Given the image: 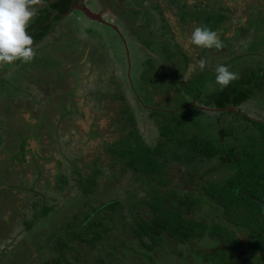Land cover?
I'll return each mask as SVG.
<instances>
[{
	"label": "trees",
	"instance_id": "trees-1",
	"mask_svg": "<svg viewBox=\"0 0 264 264\" xmlns=\"http://www.w3.org/2000/svg\"><path fill=\"white\" fill-rule=\"evenodd\" d=\"M120 1L102 0L121 23L134 60L145 57L153 32L158 35L152 37L153 43L166 55L177 52L171 55V69L177 60L175 74L180 76L171 79L172 90L182 75L201 70V58L212 55V50L204 54L205 48L190 43L195 27L217 32L220 40L230 42V47L234 44V50L241 45L237 36L242 33L249 34L242 39L249 49L262 42L251 34L263 27L264 0H249L244 6L240 0H136L142 5L139 8ZM44 3L53 4L50 0ZM45 7H38L37 15ZM73 14L35 22L33 29L36 48L35 43L59 26L42 45L59 43L65 56L77 55L69 73H62L58 54L44 65L35 56L30 63L0 66V99L11 80L14 99L22 101L15 104L12 98L5 102V112L0 109V151L13 152L11 158L18 165L14 169L6 161L0 163V264H157L165 256L198 264H264V94L255 103L252 97L264 88V70L244 67L236 71L238 79L223 90L215 83V70H202L204 77L186 86L190 98L181 94L180 104L197 101L211 109L189 104L172 111L175 107L166 108L164 103L138 109L115 68L107 67L98 76L97 64L89 61L103 35L87 27L86 38L95 36L96 43L78 40L81 28L75 32L76 28L65 27ZM237 14L242 18L239 25ZM155 17H163L164 23ZM147 21L155 23L147 25ZM27 69L33 80L27 85L39 86L29 92L34 100L38 96L48 99L52 89L65 80L75 83L80 92L79 102L70 100L68 109L73 107L81 114L82 107L90 110L89 100H96L98 106L90 114L94 121L107 114L111 140L93 152L80 150L97 132L88 125L78 138L80 148L68 154L62 151L58 159L45 154L42 135L31 134L19 117L21 111L32 113L22 97L28 88L19 83L21 77L30 80L25 77ZM47 74L53 81L48 79L46 87L42 79ZM150 99L146 98L153 104ZM246 101L252 102L250 108L244 105ZM142 109L153 116L157 139H148L141 128ZM188 110H196L194 118ZM210 116L215 117L218 133L204 128V121L210 127ZM232 135L241 140L235 147L225 142V136ZM27 162L36 168L56 162L60 169L51 185L38 183L41 176L37 170L26 169ZM15 196L24 200L16 204Z\"/></svg>",
	"mask_w": 264,
	"mask_h": 264
},
{
	"label": "rangeland",
	"instance_id": "rangeland-1",
	"mask_svg": "<svg viewBox=\"0 0 264 264\" xmlns=\"http://www.w3.org/2000/svg\"><path fill=\"white\" fill-rule=\"evenodd\" d=\"M82 3L87 6L88 8H90L91 10H95L96 8H98V10H101L105 16V18L107 19V21L112 22V25H115L116 29L112 26H110L107 23H101L99 21L96 20H90L89 17H86L85 15L82 17L80 15L79 12H77V14H73L74 15V20H73V15H71V17H69L66 20V24L65 27L67 30H73L74 28H76L77 32V28H81L80 31H78L77 33L79 34V36L77 37L78 40L86 43V44H94L96 43V41L94 40L96 37L93 36V39H87L86 38V33L84 32V29L87 27H93L95 29H97L100 33H102L103 38L101 39L100 42L96 43L95 45H98L97 47L99 48V50L95 49L92 51L93 55L91 54L90 57V61H93L95 64H97L96 68L98 71V76L102 73H104L108 67V69L111 68H115L116 72L118 73L119 77L123 83H125V86L127 88L128 91V95H129V99L130 101H132L135 106L138 109H141L142 107H154V106H160L162 105L161 103L165 104V107H175L172 111H175L177 109H179L180 107H185L189 104L191 105H197L199 107H203L205 109H211L209 106H204V105H199L196 102H184V104H180L183 99L181 98V94H184V97L186 98H190L189 95L186 93V86L188 84H190L194 79H199V78H203L204 75L203 71L200 70L199 72H195V73H190V75L184 74L181 76V81L178 82V85L176 86L175 89H170L171 87V79H174L175 71L177 69V60L175 61L174 64V68L171 69V62L174 63L173 61H171V55H174V53L177 52H172V53H168L166 55V53L164 52V50L162 48H158L157 43H153L155 41L154 36H158L155 34V32L151 33L148 36V40H151L152 42L150 43L151 46H147V53L145 54V57H143V59H133V55L131 54V52L128 50L127 48V44H128V39L125 38L124 36V32L122 33V28H121V23L118 21V19H116L114 17V15H111V12H109L108 6L109 5H105L104 2H102V0H81ZM255 0H253L254 2ZM105 2L107 3H112L113 0H105ZM124 2H126V4H130L133 6H136L137 8L141 7L142 5L138 4L136 2V0H121L120 3L124 5ZM240 3L243 4V6L247 3H249V0H240ZM122 6V5H121ZM75 12V11H73ZM129 13V12H128ZM168 19L167 20H171V17L169 16V14H167ZM236 17H239L238 23L237 25L240 24L242 18L241 15H238ZM156 22H163L164 18L163 17H155ZM45 21V16L43 15H36L35 18L31 21L34 22L32 25L30 24L28 26V34H30L33 37L34 41H37L36 38L37 36L34 34L33 29L34 26L36 25L35 22L38 23H44ZM172 21V20H171ZM152 21H147V25H151ZM164 23V22H163ZM157 25H159L158 23H156ZM236 25V26H237ZM56 30L59 29V26L55 28ZM54 29V31L52 32V34H48L45 35L42 39H40V41H38L37 43H35L36 48L34 47L35 51H36V58L38 60V64H47L48 62H50V57H54V55L58 54L60 59H61V65H60V69L63 72H68L70 71L71 68H73L76 64H75V58H77V55H74L72 57H67L64 55L63 52H60L58 46L59 43H57L56 45H53L50 42V47H48L47 45H42L45 44L49 39H50V35H55L56 34V30ZM118 32H120V35L118 34ZM157 33H160V30H156ZM256 34V35H255ZM255 34H251L253 39L259 38L262 42L258 45V47H256L255 49H249L248 48V44L243 43L242 44V39L249 36V34L244 35L243 33L238 35L237 37L239 40V43L241 44L239 48L235 49L236 47H233V43H231V47H230V42H228L226 40V42L224 40H221L223 42L224 47L221 50H216L215 48L210 49L212 50V55H208L207 56V61H208V66L205 67V71L207 70V68L212 71L215 70L216 67L223 63L224 61H226L227 59L229 60V62L225 65L229 68L230 71L236 73V71H239L241 69H243L244 67H251V68H258L261 67L262 70H264V24L263 27L258 30L257 32H255ZM36 36V37H35ZM58 38H51L52 41H57ZM87 41V42H86ZM127 41V42H126ZM229 45V47H226L225 45ZM233 44V45H232ZM131 45V43H130ZM80 46V45H78ZM75 47H77V44L75 45ZM230 48V49H227ZM51 49L55 51V53L51 52ZM173 51H177V48L172 47ZM154 50H157L158 52H153ZM209 49H206L204 54L207 53ZM89 51V50H88ZM88 51H86L85 56L87 55L88 57ZM169 52V51H168ZM230 52V53H229ZM170 54V56H169ZM179 54H182V52H180ZM235 55V56H234ZM42 57V58H40ZM41 59H44L41 60ZM177 59V58H174ZM183 62L186 64L188 62V60H183ZM86 65H89V63H87ZM260 68L258 71H262ZM27 74L25 75V77L30 78L27 79L25 81L24 77L20 78V85H24L26 86V88H28L23 94L22 97H24L26 99V104L29 105L32 108V113L33 116L35 118V126L33 127V130L36 131L37 134L42 135V141H43V146L47 149L49 154H54L57 159L59 157V155L61 154V152H66L67 154L74 149L80 148V143H78V141L81 137L80 133H82L84 131V129H86L82 123H78L79 121H82V119L84 120V124L87 123V119H89V121L93 120L92 116H91V112L92 109H95L98 106V103L96 102V100L90 101L89 100V104H90V110H87L88 108H84L85 113L87 112V114H83L81 117V120L79 119L76 122L77 118L75 117V115H70L67 118H69L70 120L73 119V123L69 124L67 126V128L65 127V130L62 132V134H60V132L58 133V135L56 134V132L53 131V128L50 126L53 123H55V120L57 122V118L60 114L59 112V106H56L55 108H51V104L48 107V110L45 111L46 112V116H41L34 114L37 112V110H39V112L41 111L42 113V108L43 107V102L38 103V101L40 100H47V103H50V101H53L55 99H57V97H61L64 95V89L67 86V81L65 80V82H63L64 88L61 87L59 90H57V92L54 94V92L56 91V88L52 89V93L51 96L47 99V97L45 98L44 96L40 97L38 96L37 99H33L29 92L30 91H34V89L37 91L39 86L38 84L33 85L34 87L31 88V86H28L27 83H31V81H33L31 79V74L29 73V69L24 70ZM140 71V72H139ZM37 72V70H36ZM7 75H9L8 72H6ZM35 73V71L33 72ZM11 75V74H10ZM117 75V76H118ZM202 75V76H201ZM15 76V75H14ZM176 76H180V75H176ZM5 77V76H4ZM13 77V76H12ZM56 77V76H54ZM61 77V76H60ZM6 78V77H5ZM15 78V77H14ZM42 82L43 85H45L47 78H49V75L47 74L46 76L43 75ZM9 79V78H8ZM53 81V79H50ZM63 80V81H64ZM49 81V80H48ZM47 81V83H48ZM11 80L7 83H9V86H7L6 89L3 90L2 95H1V99H0V109L2 110V113L5 112V108H6V104L5 102L10 101L12 98L14 99V97L16 96V91H15V87L12 86V84H10ZM13 82V81H12ZM60 81H57V83H59ZM15 84V83H14ZM264 86V84H263ZM73 87V86H71ZM129 88H131V91L129 92ZM2 90V89H1ZM73 90V88L71 89ZM264 94V88L262 90H258V92H255L254 94H252L253 97V101L255 103L256 98H260L261 96H263ZM153 98L150 99V101L153 103L151 104L149 102V100H146V98ZM161 100V101H160ZM15 104H21V100L18 98H15L14 100ZM53 103V102H51ZM251 101H246L244 103L245 106H249L248 108H250ZM54 105V103H53ZM60 105V104H58ZM150 105V106H149ZM152 105V106H151ZM169 107V108H170ZM253 108V107H251ZM259 109L255 110V114L259 115L261 114V112L258 111ZM261 110V109H260ZM19 112V110H17ZM188 114L190 113L191 118H194V114L196 113V110H188L187 111ZM91 113V114H90ZM27 113L24 111H21L19 117L20 119H27ZM250 114V113H249ZM206 115V114H205ZM108 116L107 114H105L104 116H102L99 120L97 121L96 124V128L94 127V129L97 130V132H94V134L92 135L93 138L91 140V142L89 144L86 143H82L81 147L83 149L84 152L88 153V152H93L95 149H99L100 146L105 145L107 143V141H110V134H109V130L110 129V122H108ZM214 116H210V118L208 119L209 121H211V125L208 124L210 127H206L207 124L204 121V128H207L210 132H214L216 131L218 133L219 129L215 123L214 120ZM206 119V118H205ZM61 120H65V118L63 117ZM39 121V122H38ZM72 121V120H71ZM88 121V122H89ZM141 121L142 124V129L144 131V133L147 135L148 139H154V138H158L159 134L157 132V126L154 124L153 121V116H150L148 111H146V109H142L140 110L139 113V122ZM27 123V121H26ZM59 122H57L58 124ZM208 123V122H207ZM92 123H90L91 125ZM28 125V124H27ZM41 127H46L44 129H42ZM63 127V126H62ZM91 127V126H90ZM113 133V132H112ZM97 137V139H96ZM96 139V140H95ZM240 138L237 136H225V142L227 144V146L229 147H235V145H237L238 143H240ZM4 149L1 148V153H3ZM5 153V154H4ZM2 155H0V163H2V161H6L8 162L10 165H14V169L18 168L17 162H15L14 160H12V158L9 159V155L8 152H4ZM14 155L16 156V154L14 153ZM2 160V161H1ZM27 164L29 165V167L25 164L26 169L30 170L31 172L37 170V174L39 176H41L40 180L38 181V183H45L48 182L49 184L52 182L53 180V176L55 173L58 172L59 165L58 163H50V162H44L42 165H38V167H33L31 166V164L29 162H27ZM17 165V166H16ZM12 170V169H11ZM0 180H3V173L0 172ZM51 185V184H50ZM41 187V186H39ZM1 196V195H0ZM14 202L16 203V201L21 200L23 201L24 199L21 198L20 196H15L14 197ZM17 204V203H16ZM185 260H179L177 258H174L172 256H165L162 259H160V262L157 264H198L197 261H192L190 259V261H186ZM258 258H257V260ZM219 264V263H217ZM260 264V263H258ZM261 264L262 261H261Z\"/></svg>",
	"mask_w": 264,
	"mask_h": 264
},
{
	"label": "clouds",
	"instance_id": "clouds-1",
	"mask_svg": "<svg viewBox=\"0 0 264 264\" xmlns=\"http://www.w3.org/2000/svg\"><path fill=\"white\" fill-rule=\"evenodd\" d=\"M43 3L44 0H0V66L12 65L16 61L30 63L35 58L34 40L28 34L27 29L37 15L38 7L43 6ZM94 12H100L104 20L112 24L107 21L101 10ZM109 12L114 17L116 16L112 11L109 10ZM79 13L82 17L85 15ZM190 43L205 49L221 50L224 47L217 32L206 26L194 28L190 36ZM198 66L204 70L208 66L207 59L201 58ZM215 72V83L220 86L221 90L238 79V75L225 65H218Z\"/></svg>",
	"mask_w": 264,
	"mask_h": 264
},
{
	"label": "flooded vegetation",
	"instance_id": "flooded-vegetation-1",
	"mask_svg": "<svg viewBox=\"0 0 264 264\" xmlns=\"http://www.w3.org/2000/svg\"><path fill=\"white\" fill-rule=\"evenodd\" d=\"M50 1H52L53 2V4H49L48 6H47V4L46 3H43L44 5H46V7H45V9H44V11H42V12H40V15H42V17H43V15L45 16V20L46 21H48V19L50 18V17H52V18H54V17H60V16H65V15H68V14H70V13H74V15L75 14H77V12H80V11H78V8H75V4H77V5H84L83 3H82V1L81 0H50ZM97 9V10H96ZM94 11H99L98 10V8H96ZM47 11H49V13L47 12ZM73 11H75V12H73ZM70 72V71H69ZM69 72H67V73H69ZM44 79V78H43ZM47 81H48V78H47V80H46V83H45V86L47 87ZM49 82V81H48ZM67 84V86L65 87V91H70V93H68V92H66V93H64V95L63 96H61V97H57V99H55V100H53V101H50V103H47L48 101L47 100H40V101H38V103H41V102H43V107H41L42 108V111H43V115L44 116H46L45 114H46V112L45 111H47L48 110V107H49V105L51 104V108H55L56 106H59V111L61 110L62 111V108H65L66 110L65 111H67L66 113H64L65 111H63L62 113L65 115H63L62 113L61 114H59V116H58V118H57V122H59L58 124H57V122H56V120H55V123H53V125H54V129H53V131L54 132H56V134L58 135V133L60 132V134H62V132L65 130V127L67 128V126L69 125V124H71V123H73L74 121H73V119H69V118H67L68 116H70V115H75V117L77 118V120H76V122H74V123H77V121L80 119L81 120V116L83 115V114H87V112L85 113V110H84V108L85 107H82V110H83V112L81 113V114H77L76 112H75V108H73V107H71V108H69L68 109V107H69V105H70V100H72V99H77V101L79 102V95H80V92L76 89V85H75V83H73V84H70V83H66ZM71 86H73V87H71ZM61 87H63L64 88V85L62 84V85H60V84H57L56 86H55V88H56V90H59ZM73 88V90H71ZM77 97V98H76ZM51 102H53L54 103V105H53V103H51ZM58 104H60V105H58ZM77 108H80V107H77ZM76 108V109H77ZM74 110V111H73ZM27 113V112H26ZM38 113V114H37ZM34 114H37V115H42L41 114V111L39 112V110H37V112L36 113H34ZM67 114V115H66ZM27 115V119L25 120V119H21V121H24V124L26 123V121H27V123H26V125H27V127L28 128H30V131H31V134H34V133H36V131L35 130H33V127L35 126V118H34V116H33V113H31L30 115H29V113H27L26 114ZM40 117V116H39ZM65 118V120L63 121V120H61L62 118ZM82 121L84 122V120L82 119ZM82 121H79L78 123H82L83 124V126L84 127H86V126H88V125H90V123H92L91 125L93 126V127H95L96 128V124H97V121L95 120L94 121V119L93 120H91V121H89V119H87V123H83ZM89 121V122H88ZM39 122V121H38ZM51 127H52V125H50ZM63 126V127H62ZM42 129H44V130H46L45 128L46 127H41ZM19 130V129H18ZM18 130H16V133L18 132ZM29 130V129H28ZM37 134V133H36ZM35 135V134H34ZM35 145V144H34ZM41 146H42V148L45 150V154H49L48 153V151H47V149L43 146V141H42V139H41V144H40ZM13 152H11L9 155H11V156H9V159L12 157V154ZM3 154V153H2ZM38 162H40V160L38 159Z\"/></svg>",
	"mask_w": 264,
	"mask_h": 264
},
{
	"label": "water",
	"instance_id": "water-1",
	"mask_svg": "<svg viewBox=\"0 0 264 264\" xmlns=\"http://www.w3.org/2000/svg\"><path fill=\"white\" fill-rule=\"evenodd\" d=\"M75 8H78V11H80L82 14H85L91 20H96V21H99L101 23H107L104 20V18L100 15V12H94L84 5L75 4ZM107 24H109L110 26H112L116 29L115 25H112L111 23H107ZM118 33L120 35V32H118Z\"/></svg>",
	"mask_w": 264,
	"mask_h": 264
}]
</instances>
